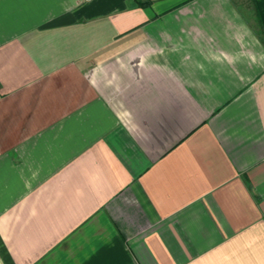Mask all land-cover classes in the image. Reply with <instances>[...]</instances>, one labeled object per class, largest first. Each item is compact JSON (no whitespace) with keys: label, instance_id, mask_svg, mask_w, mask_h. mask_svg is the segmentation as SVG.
<instances>
[{"label":"crops","instance_id":"crops-1","mask_svg":"<svg viewBox=\"0 0 264 264\" xmlns=\"http://www.w3.org/2000/svg\"><path fill=\"white\" fill-rule=\"evenodd\" d=\"M0 264H264V0H0Z\"/></svg>","mask_w":264,"mask_h":264}]
</instances>
